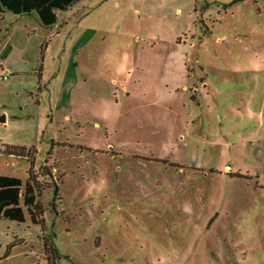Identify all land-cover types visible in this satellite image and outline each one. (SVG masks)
<instances>
[{
	"label": "rangeland",
	"instance_id": "374dc122",
	"mask_svg": "<svg viewBox=\"0 0 264 264\" xmlns=\"http://www.w3.org/2000/svg\"><path fill=\"white\" fill-rule=\"evenodd\" d=\"M229 3L78 0L47 32L0 14V174L30 176L44 220L0 219V264H46V238L56 264H264L263 51Z\"/></svg>",
	"mask_w": 264,
	"mask_h": 264
},
{
	"label": "trees",
	"instance_id": "16d2710c",
	"mask_svg": "<svg viewBox=\"0 0 264 264\" xmlns=\"http://www.w3.org/2000/svg\"><path fill=\"white\" fill-rule=\"evenodd\" d=\"M78 0H0V14L5 11L13 14L33 13L39 23L49 27L56 22L57 13L64 11ZM1 16V15H0ZM15 150V151H14ZM27 150L22 146H7L5 151L9 155L22 156V151ZM21 180L15 176L0 174V219L23 222L25 211L30 222L39 224L43 228V207L37 199L35 182L30 176L24 183L21 191ZM54 194H57L55 189ZM46 264H56L59 255L52 241L48 238L42 241Z\"/></svg>",
	"mask_w": 264,
	"mask_h": 264
},
{
	"label": "crops",
	"instance_id": "0c3cea01",
	"mask_svg": "<svg viewBox=\"0 0 264 264\" xmlns=\"http://www.w3.org/2000/svg\"><path fill=\"white\" fill-rule=\"evenodd\" d=\"M229 2H230L229 5H225L227 7L226 12L231 14L236 9L238 10V7H239V14L241 15V19H242L241 31L244 32L243 35L245 36L246 41L248 40V36L254 38L255 39L254 42L258 43L261 46L260 49L263 51V54L262 53L259 54L260 58H258V55H256L257 58L255 60H253L255 63H257V62H259V63L255 64V66L250 68L249 71H245V72L251 73L253 75L258 74L259 76L264 77V22L250 23V21H248V19H247L248 17H250V15L252 16L253 13H255V15L257 17H260V15L262 14V12H261L262 11V7H261L262 5H260L261 1L260 0H229ZM251 4H253V5H251ZM44 28H45L44 29L45 32H47V31H49L50 26L49 27L44 26ZM91 40H92V38L85 39L80 44V47L78 48V50L76 51V53L73 56L74 60H75V58H77V59H80V61L91 63L90 65L92 67H90V70H92V71H91V73H88L89 75H91L92 73H95V71H97L96 64L98 62V59L96 60V58H98L97 53L94 57H93L94 53L92 50H90L88 53L87 52L84 53L86 48H87L88 43H90ZM246 44L252 45V40L250 42H247ZM83 55H85V57H83ZM92 61H94V62H92ZM74 62H76V61H74ZM74 62H73V65L76 66V63L74 64ZM83 74H85V73H83ZM38 76L41 79V76H42L41 71L38 72ZM78 76L80 77V75H78ZM85 77H88V75ZM81 78H82L81 81L84 82V77L82 76ZM194 79H195V84H194L195 86H193V90H192L193 92L197 93L199 91L198 85L196 83H198L199 85H201L203 87L208 86V83H207V81H205L204 76L196 75L194 77ZM263 92H264V89H263V91L261 90L259 92V94H261ZM258 112H259V125L264 126V95L261 98V103H260V107L258 108ZM18 146H21V145H18ZM22 147H24V146H22ZM33 156L36 158L35 151H34ZM18 157H21V156H18ZM224 170L231 173L230 168L228 166H225Z\"/></svg>",
	"mask_w": 264,
	"mask_h": 264
},
{
	"label": "built area",
	"instance_id": "2783aa9c",
	"mask_svg": "<svg viewBox=\"0 0 264 264\" xmlns=\"http://www.w3.org/2000/svg\"><path fill=\"white\" fill-rule=\"evenodd\" d=\"M9 77V74L6 73L5 71H0V81H5Z\"/></svg>",
	"mask_w": 264,
	"mask_h": 264
},
{
	"label": "water",
	"instance_id": "95a60500",
	"mask_svg": "<svg viewBox=\"0 0 264 264\" xmlns=\"http://www.w3.org/2000/svg\"><path fill=\"white\" fill-rule=\"evenodd\" d=\"M6 120L5 115L4 114H0V123H4Z\"/></svg>",
	"mask_w": 264,
	"mask_h": 264
}]
</instances>
